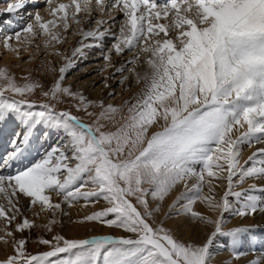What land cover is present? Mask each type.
<instances>
[{"label": "snow or ice", "instance_id": "1", "mask_svg": "<svg viewBox=\"0 0 264 264\" xmlns=\"http://www.w3.org/2000/svg\"><path fill=\"white\" fill-rule=\"evenodd\" d=\"M4 2L0 46L20 60L40 40L63 63L42 62L48 83L0 67V243L12 249L0 264H213L221 250V264H264L257 226H229L264 213V0H45L48 19L36 0ZM70 29L80 39L65 55ZM92 49L105 89L119 75L138 91L113 104L74 85ZM63 218L121 235L69 238Z\"/></svg>", "mask_w": 264, "mask_h": 264}, {"label": "rangeland", "instance_id": "2", "mask_svg": "<svg viewBox=\"0 0 264 264\" xmlns=\"http://www.w3.org/2000/svg\"><path fill=\"white\" fill-rule=\"evenodd\" d=\"M1 2H2V4L6 5L4 0L3 1L0 0V4H1ZM61 2H67V0H61ZM33 5H34V7H33L34 9L40 10L41 15H43L46 19L49 18L47 16L46 11L44 10L45 9V1H42V0H41V2L36 1V3H34ZM30 7H32V4L29 5V8ZM6 17H8V16L5 15L3 17H0L1 24L3 22V19H5ZM24 18L25 19L23 21H20L21 23H24L27 21V17H24ZM73 27H75V26H73ZM85 27H87V25ZM71 31L72 30L70 29L69 32L66 34L68 37L67 41L63 44H59L56 46L65 55H70L68 53L70 52L71 47H72L71 37L74 36L71 34ZM37 41H36L37 43H41V50L39 52H37L34 48H30L29 52H21V59L20 60H17L16 57L12 53L7 52V50L2 48L1 49L2 52L0 53V67L5 66V65L12 67L13 70L17 72L18 76H22V75L26 74V71L30 70L31 77L33 80H42L43 82L48 83V81L50 80V77L48 76L46 70L41 67L42 62L50 61V62L54 63L55 65L59 66L61 63H63V61L61 60L60 57L48 55L46 50L43 49L42 41H40V40H37ZM107 42L110 43L111 40H110V42L109 41H107ZM93 50H95L94 52L96 53V55H92L91 53H89L90 52L89 50H86L88 53L87 60H85V61L78 60L77 61V67L75 69H73L72 72L69 73V80L74 85H76L77 87H82L83 90H89L90 94L94 93L93 91L96 90L98 92L97 95L98 96L100 95L99 98H105L107 102H111L113 104H118V103L122 102L123 99L128 98L129 96L134 94L136 91H138L139 86L134 85L133 87H131L130 91L124 92L123 89L126 85H119L117 83V78H119V75H117L116 79L113 80L114 82H113V84H111L112 88L102 89V91H99L100 89H98V88H102L103 84L101 81V83H99V85H97L96 79L98 78L97 80H99V79H101L102 76H100V74L98 73L96 68H98L100 65H102L103 61L101 59H98L99 60L98 62L88 60V59H94V60L97 59L96 57L98 56L99 52L96 49H93ZM30 54L32 56H34L35 59L30 60L28 63H22L23 60L28 59ZM122 58H124L126 60L128 58V54L123 56ZM6 60H8L7 63H5ZM16 65H19V68H16ZM93 66H96V67L94 68ZM84 67H88V72L85 73V72L80 71V69H82ZM18 71H20V72H18ZM93 81L95 82L94 84H93ZM92 89H93V91H92ZM112 90H114L116 93H122L121 95H118L116 97L117 98V99H115L116 101L115 100H108V98H107V93L109 91H112ZM32 99H35L37 101H39L41 99L38 91L32 97ZM95 111H99V110L97 109ZM81 115H83V113H81ZM52 141H54V139ZM260 146L261 145H256L255 147H252V148L244 146V148H243L244 158H247V155L245 154V152L248 149H252V151H255L256 148H258ZM246 185L247 184H245V186ZM81 203H83V202H81ZM102 206H103V202H101V204H97L95 206V208L87 207L86 210H83V212L78 213L76 216L73 217V219H77V218H79L85 214L90 213L91 211L98 210ZM197 207L202 212H205L206 214H208L207 209H205L202 205H197ZM28 215H29V217H31L30 216L31 213H28ZM237 218H239V217H237ZM63 220H64L63 228H57V231H60L63 235H65L66 237H69V238H87V237H90L92 235H108V234H110V235H121V233L117 232L118 230L112 229V231L109 232L110 228L99 225L95 222L88 223V224L81 226L78 224H71L68 222V220H65V219H63ZM235 220H236V218L233 219V218L229 217V226H232V223ZM253 221H254V224L256 222V225L261 223V220H259L258 218L256 219V215H255V219ZM257 221H259V223H257ZM38 222H43V221H38ZM240 225H243V224H240ZM167 226L168 227H175L176 226L175 219L167 221ZM25 234L27 235L28 233L25 232ZM81 234H83V236H79ZM187 234L189 235L190 238L187 237L188 236ZM193 234L196 235L197 240L203 238V236L201 234H198V233L192 231L191 229L181 230L178 232V235L182 239H186V240H191L192 239L191 235H193ZM17 236H19V234H17ZM260 238H261L260 236L258 238L257 235H251V239L253 241L255 239L259 240ZM0 244H2V245H0V246H2L0 248V252L1 251L5 252L7 249V246L4 245L3 243H0ZM27 247H28V250L32 251V252H35L37 250H46L44 248V246H41L39 249H37V246L31 242L28 243ZM259 247L260 246H257V248H259ZM9 248H10L9 252H11L12 249H11V247H9ZM214 251H216V250L214 249ZM229 257H230V253L227 250L218 251L214 257L213 264H221V262L226 261ZM247 258L251 259L253 257H252V255H249Z\"/></svg>", "mask_w": 264, "mask_h": 264}, {"label": "bare ground", "instance_id": "3", "mask_svg": "<svg viewBox=\"0 0 264 264\" xmlns=\"http://www.w3.org/2000/svg\"><path fill=\"white\" fill-rule=\"evenodd\" d=\"M3 1V0H2ZM39 1V0H38ZM4 7H6V5H4V4H2V2H1V4H0V8H4ZM30 9H34L33 8V6L32 7H30ZM114 15H116L117 16V18H119L120 17V14L119 13H114ZM8 19V17H6L5 19H3V22H2V24H1V19H0V28H3L4 29V32H7V28H6V26L4 25V21L5 20H7ZM25 19V18H24ZM4 32H0V35H3L4 34ZM80 39V37L79 36H72L71 37V42H72V47H71V50H70V52L68 53V54H70L71 53V51H72V49L77 45V41ZM107 41H109L110 42V38L107 40ZM106 41V43H108ZM36 42V41H35ZM38 42V41H37ZM36 42V43H37ZM15 43V42H14ZM3 47L2 46H0V53L2 52L1 51V49H2ZM4 49V48H3ZM98 52H99V49H96ZM90 52L89 53H91L92 55H96V53L94 52L95 50H89ZM125 55H127V54H125ZM87 60V59H86ZM88 60H90V61H96V62H98L99 60L98 59H96V60H94V59H88ZM121 60H125L124 58H122V57H119V58H116L115 59V62L117 63V65H119L118 63L121 61ZM7 61L8 60H6L5 61V63H7ZM83 61H85V60H83ZM62 64V63H61ZM94 68L96 67V66H93ZM92 68V67H91ZM96 69H98V68H96ZM112 70L110 69L109 70V72H111ZM18 72H20V71H18ZM105 75H107V73H105ZM101 76V75H100ZM98 79V78H97ZM96 79V84L97 85H99V83H101V81L103 80V78L101 77V79H99V80H97ZM120 79V77L119 78H117V81ZM113 80H109V84H113ZM133 87V86H132ZM94 89V88H93ZM93 89H92V91H93ZM98 89H100L99 91H102V89H105L104 87H102V88H98ZM96 91V90H95ZM95 91H93L94 93H89V90H84V92H85V94L89 97V98H91V99H99V97H100V95L98 96L97 95V91L95 92ZM117 99V98H116ZM116 101V100H115ZM114 102V101H113ZM54 141H49V143L51 144V143H53ZM261 147V146H260ZM255 149V148H254ZM251 151H252V149H248L246 152H245V154L248 156L250 153H251ZM252 181L251 180H249V183H251ZM258 184H264V181H256ZM247 186V185H246ZM245 185H244V187H246ZM222 190L223 189H218V192H222ZM83 210H86V208H81V207H79V206H76V207H74V208H72L70 211H71V213H72V217H74V216H76L78 213H81V212H83ZM31 216V215H30ZM259 219V220H261V223L260 224H257L256 225V222H255V224H254V219H255V216L254 217H248V218H246V219H241V218H236V220L232 223V226L233 225H240V224H243V225H250V226H257V227H255V230H254V232L252 233V235H257V237L259 238V236L261 237L259 240H254L253 242L257 245V246H260L261 245V243L264 241V213H257L256 214V219ZM63 219H65V220H68L67 218H63ZM257 223H259V221H257ZM82 229V228H81ZM42 231V230H41ZM77 231V230H76ZM110 231H112V229H109V232ZM75 232V231H74ZM105 232V231H104ZM117 232H119V231H117ZM120 233V232H119ZM36 231L35 230H33V233H32V235H33V237H35L36 236ZM195 234V233H194ZM193 234V235H194ZM26 235V234H25ZM188 235V234H187ZM191 235V237H192V239H197V237H196V235ZM79 236H83V234H81V235H79ZM188 238H190L189 237V235L187 236ZM0 245H2V244H0ZM2 246H0V248H1ZM10 248H9V246H7V249H6V251L5 252H0V259H3L7 254H9L10 252Z\"/></svg>", "mask_w": 264, "mask_h": 264}]
</instances>
